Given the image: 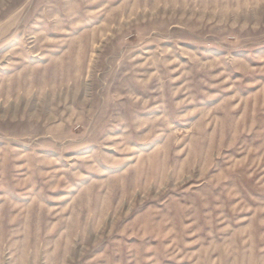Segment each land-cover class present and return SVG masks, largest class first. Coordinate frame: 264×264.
Here are the masks:
<instances>
[{"label": "rangeland", "instance_id": "374dc122", "mask_svg": "<svg viewBox=\"0 0 264 264\" xmlns=\"http://www.w3.org/2000/svg\"><path fill=\"white\" fill-rule=\"evenodd\" d=\"M0 264H264V0H0Z\"/></svg>", "mask_w": 264, "mask_h": 264}]
</instances>
